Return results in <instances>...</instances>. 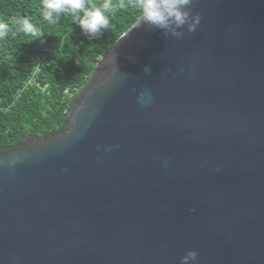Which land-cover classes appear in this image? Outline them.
<instances>
[{
    "label": "water",
    "instance_id": "water-1",
    "mask_svg": "<svg viewBox=\"0 0 264 264\" xmlns=\"http://www.w3.org/2000/svg\"><path fill=\"white\" fill-rule=\"evenodd\" d=\"M190 11L138 17L62 131L0 152V264H264V0Z\"/></svg>",
    "mask_w": 264,
    "mask_h": 264
},
{
    "label": "trees",
    "instance_id": "trees-1",
    "mask_svg": "<svg viewBox=\"0 0 264 264\" xmlns=\"http://www.w3.org/2000/svg\"><path fill=\"white\" fill-rule=\"evenodd\" d=\"M88 3L99 6L103 0ZM134 4L111 0L109 27L89 37L69 14L56 24L43 20L41 0H0V21L22 15L42 34L16 35L13 29L0 39V152L22 145L29 135L47 138L63 130L70 100L87 83L94 62L139 17ZM33 75L35 83L27 85Z\"/></svg>",
    "mask_w": 264,
    "mask_h": 264
},
{
    "label": "clouds",
    "instance_id": "clouds-1",
    "mask_svg": "<svg viewBox=\"0 0 264 264\" xmlns=\"http://www.w3.org/2000/svg\"><path fill=\"white\" fill-rule=\"evenodd\" d=\"M193 0H135L134 7L139 11L138 26L141 22L163 32L165 37L181 38L184 35L182 28L193 33L200 24V14L193 15L190 5ZM111 7V0H103L99 6L89 4L88 0H41V15L43 20L56 24L62 14H69L73 22L77 23L81 32L89 37H95L110 25L105 15ZM14 29V34L39 37L37 29L28 17L17 15L10 21H0V39L7 37ZM145 71H150L145 68ZM196 251H187L181 257L180 264H195Z\"/></svg>",
    "mask_w": 264,
    "mask_h": 264
},
{
    "label": "built area",
    "instance_id": "built-area-1",
    "mask_svg": "<svg viewBox=\"0 0 264 264\" xmlns=\"http://www.w3.org/2000/svg\"><path fill=\"white\" fill-rule=\"evenodd\" d=\"M35 83V78H34V75H33V77H30L29 79H28V82L26 83L27 85H30V84H34ZM25 87H26V85H25ZM45 88V87H44ZM70 96L72 97V94H70Z\"/></svg>",
    "mask_w": 264,
    "mask_h": 264
}]
</instances>
